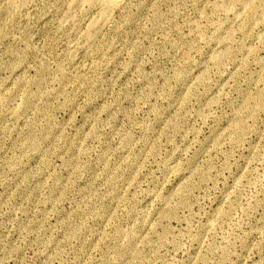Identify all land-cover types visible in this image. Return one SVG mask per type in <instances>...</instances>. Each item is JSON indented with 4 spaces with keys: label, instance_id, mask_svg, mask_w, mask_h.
Instances as JSON below:
<instances>
[{
    "label": "rangeland",
    "instance_id": "374dc122",
    "mask_svg": "<svg viewBox=\"0 0 264 264\" xmlns=\"http://www.w3.org/2000/svg\"><path fill=\"white\" fill-rule=\"evenodd\" d=\"M240 2L128 0L86 53L91 0H0V264H264Z\"/></svg>",
    "mask_w": 264,
    "mask_h": 264
},
{
    "label": "bare ground",
    "instance_id": "6f19581e",
    "mask_svg": "<svg viewBox=\"0 0 264 264\" xmlns=\"http://www.w3.org/2000/svg\"><path fill=\"white\" fill-rule=\"evenodd\" d=\"M11 8L23 5L27 0H6ZM95 10V16L88 22L87 31L82 40L81 48L84 52H90L101 39L104 30L110 24L116 13L123 9L128 0H91ZM240 0H236L238 3ZM240 4L245 7V17L250 16L252 20H256L259 13H264V0H258L257 3L241 0ZM245 3V4H244ZM261 17H264L262 15ZM263 19V18H262ZM255 103L261 105V99L255 100ZM237 124V123H236ZM236 129V128H235ZM239 131V130H238ZM237 131V132H238ZM36 140L32 139V144L36 145Z\"/></svg>",
    "mask_w": 264,
    "mask_h": 264
}]
</instances>
